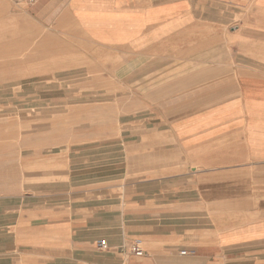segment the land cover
I'll use <instances>...</instances> for the list:
<instances>
[{
  "label": "crops",
  "instance_id": "crops-1",
  "mask_svg": "<svg viewBox=\"0 0 264 264\" xmlns=\"http://www.w3.org/2000/svg\"><path fill=\"white\" fill-rule=\"evenodd\" d=\"M18 14L120 62L123 93L88 130L116 141L2 163L0 264H264V0H0Z\"/></svg>",
  "mask_w": 264,
  "mask_h": 264
},
{
  "label": "rangeland",
  "instance_id": "rangeland-1",
  "mask_svg": "<svg viewBox=\"0 0 264 264\" xmlns=\"http://www.w3.org/2000/svg\"><path fill=\"white\" fill-rule=\"evenodd\" d=\"M14 17L8 28L0 21V166L16 157L24 162L32 153L47 159L73 146L79 151L87 142L116 141L115 133L88 130L116 119L115 100L123 93L117 84L122 70L116 66L121 63L101 61L100 53L91 61L92 48L78 33L71 46L43 35L22 14ZM100 102L108 107L86 106Z\"/></svg>",
  "mask_w": 264,
  "mask_h": 264
},
{
  "label": "built area",
  "instance_id": "built-area-1",
  "mask_svg": "<svg viewBox=\"0 0 264 264\" xmlns=\"http://www.w3.org/2000/svg\"><path fill=\"white\" fill-rule=\"evenodd\" d=\"M98 248L100 250H107L109 248L107 240H101L98 243ZM127 251L129 256H133L138 259L144 258L146 253L140 240H135L133 243H131L130 246H128Z\"/></svg>",
  "mask_w": 264,
  "mask_h": 264
}]
</instances>
